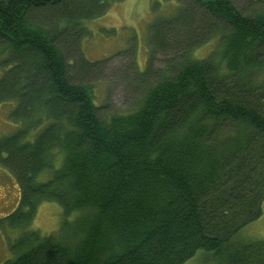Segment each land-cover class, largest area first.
<instances>
[{"label": "trees", "instance_id": "16d2710c", "mask_svg": "<svg viewBox=\"0 0 264 264\" xmlns=\"http://www.w3.org/2000/svg\"><path fill=\"white\" fill-rule=\"evenodd\" d=\"M165 1L184 10L153 28L145 71L116 72L133 108L108 114L93 103L105 61L79 43L109 2L0 0V107L15 125L0 166L19 188L2 264H184L199 250L264 264V241L234 239L264 201V1ZM45 202L62 211L50 235L32 227Z\"/></svg>", "mask_w": 264, "mask_h": 264}, {"label": "rangeland", "instance_id": "374dc122", "mask_svg": "<svg viewBox=\"0 0 264 264\" xmlns=\"http://www.w3.org/2000/svg\"><path fill=\"white\" fill-rule=\"evenodd\" d=\"M106 12L99 18L83 22L86 35L79 43L82 58L89 64L105 61L102 77L93 84L96 106H104V113H126L133 108V99L124 90V83L115 78L119 69L131 60L139 72L145 71L152 55L150 34L153 28L167 20H172L184 10L182 4L165 0H106ZM243 9L252 0H231ZM264 1V0H262ZM216 39L193 52L194 58L206 57L215 47ZM128 55H122V53ZM121 54V55H119ZM130 54V55H129ZM118 55V56H117ZM133 59H132V57ZM153 58V69H161L166 56L157 53ZM85 68L81 72L85 73ZM11 104L0 107V135L12 133L15 125L10 121ZM42 177V176H41ZM45 176L42 178L44 179ZM19 188L11 173L0 166V219L13 211L18 205ZM62 221V211L56 203H42L37 210L32 227L44 235L58 230ZM15 232L7 233L0 228V264L11 258L9 244L16 238ZM235 240L245 242L264 241V201L261 215L244 226L234 236ZM184 264H219L213 253L199 250Z\"/></svg>", "mask_w": 264, "mask_h": 264}]
</instances>
